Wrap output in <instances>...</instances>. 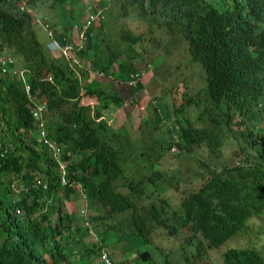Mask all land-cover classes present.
Wrapping results in <instances>:
<instances>
[{
    "label": "trees",
    "instance_id": "16d2710c",
    "mask_svg": "<svg viewBox=\"0 0 264 264\" xmlns=\"http://www.w3.org/2000/svg\"><path fill=\"white\" fill-rule=\"evenodd\" d=\"M51 1L65 11L64 22L57 19L62 33L55 37L62 44L69 41L77 47L73 36L67 35L68 30L73 23L80 28L83 5L90 4L92 12L97 9L91 0H86L87 4L81 0ZM43 2L0 0V53L6 48L14 49L26 61L30 68L29 83L46 95L44 120L49 123L57 120L50 134L78 160L73 166L78 170L75 177L106 216L117 213L115 219L130 229L131 235L126 240L134 248L128 249L118 264H125L131 254L135 262L144 264L149 258L150 244L140 242L148 240L149 230L157 226L167 225V234L179 241L177 246H170L173 256L183 243L185 226L178 218L182 215L190 224L188 239L201 254V264H208L209 255H215L225 236L258 216L264 205V0H110L105 7L98 5L103 11L101 18L98 16V28L89 27L83 48L73 52L79 57L89 55L94 46L104 43L109 54L101 68L106 71L111 66L110 75L121 82L137 72L133 60L143 70L149 63L154 76L145 83L148 86L156 78L157 69L166 65L167 41L177 37L174 33L182 37L189 58L201 63L203 69V86L181 102L203 103L196 116L199 123L194 128L189 126L181 104L165 105V117H172L170 132L176 134L179 149L189 151L188 146L204 144L206 140L213 145V149L208 148L209 163L220 166L219 169L209 166L208 172L202 164L187 177L170 168H157L155 159L149 169L143 170L152 151L156 153L164 146L155 136L153 122L140 123L143 130L132 139L134 132L126 121L115 129L105 121L113 101L119 102L133 90H125L119 96L105 94L66 72L71 69L63 57L46 54L33 27L36 13L31 8V12L24 11ZM20 4L24 10H19ZM114 32L118 35L117 47L113 46ZM160 56L163 61L157 63ZM45 74L52 75L51 83L40 81ZM8 76L0 73V152L7 149L0 156V264H48L47 258L52 259L57 253L56 245L48 238L60 234L61 222L58 219L59 225L54 230L43 231L36 208L48 199L59 202V197H55L59 189L52 190L55 184L47 166L52 163L49 152L45 145L36 143L19 85ZM134 88L140 89L141 83L138 81ZM81 97L90 98L94 102L92 107L79 104ZM205 104L211 106L207 117ZM92 117L100 118L94 122ZM120 140L139 150L133 171L124 172L125 159L113 158L115 153L122 154L128 149L124 144H113ZM211 151L217 154L214 160ZM135 159L136 156L129 160L133 163ZM197 159L198 154L196 162ZM44 175L48 187L42 189L41 183L34 188L37 176ZM7 176L23 183L15 200ZM158 183H166L169 191L184 183L190 188L195 186V191L177 203L181 215L175 214L168 199L157 198ZM142 192L148 199L147 216L140 213L137 200H133ZM16 209L24 214L16 215ZM107 229L117 244L120 237L116 230L112 226ZM196 236L202 240L198 242ZM221 255L223 264H262L253 250L227 248ZM184 264H195V260L188 259Z\"/></svg>",
    "mask_w": 264,
    "mask_h": 264
},
{
    "label": "clouds",
    "instance_id": "9594fccd",
    "mask_svg": "<svg viewBox=\"0 0 264 264\" xmlns=\"http://www.w3.org/2000/svg\"><path fill=\"white\" fill-rule=\"evenodd\" d=\"M81 1L85 2V0H81ZM107 2H110V0L95 1V3H97L98 5L100 4L107 5ZM87 3L88 1L85 2L84 4H87ZM83 6H84L83 15L85 13L86 7L89 8L88 10L89 14L86 17H82L79 19L81 22L79 29L77 25H74V23L71 25L72 26L71 29H69L71 30L70 35H72L73 38H76L79 42L83 40V34H86V30L89 27H94V29L98 28V24L95 25L94 22L96 20L98 21V16L101 18V15H100L101 9L96 8V6L93 5V7L97 10L96 12H92L90 4L86 6L83 5ZM18 8L19 10H24V8L22 7V4H20ZM24 11L31 12V9L28 8ZM95 14H97L96 17L92 18ZM34 22H35L34 26L35 27L38 26L39 29H41V33L44 34V36L46 37V40H44L43 44H40V45L44 47L47 55L54 57V58L63 57L67 65L72 64L73 62L77 60L76 59L77 55L73 53L74 46H72L69 41H66L63 44L60 43L58 39L55 37L56 34L53 31V28L48 23L47 19L43 17H39L38 19V17L35 15ZM76 32H78L77 36L74 35L76 34ZM174 35H177V38L181 39L186 49V43L184 42L182 37H180L176 33H174ZM76 45L78 46V44ZM5 51H12L13 53L18 54L21 58L20 64H18L11 56L5 54L4 53ZM69 52L73 53L74 55H70ZM132 62H133V65L135 66L136 62L134 60ZM197 63L199 64L201 71H203L201 63L199 62ZM29 70L30 68L28 67L26 61L23 60V57L16 50L6 48L0 53V73L1 74L8 73L9 74L8 77L14 79L15 82L19 85V91L23 98V105L25 106L27 114H28V118L33 125L32 128H33L35 141L39 146L45 145L47 147L46 150L49 152V157L52 160V163L47 165L50 168L51 177L53 178V182L55 184V188L52 190L56 191L59 189L55 195L56 199L57 197H59V202L50 201V199H48L42 206H39L38 208H36L38 219H41L43 231L49 232L51 230H54L56 226L59 225V223L57 225L56 221L60 219L59 222H61V226L58 228L60 231V234L57 235L55 238H48L50 241H52L56 245L57 253L54 252V257L52 259L47 258L45 255L44 256L47 258L48 264H55V260H56V264H118V261L112 262L110 260L109 258L110 253L108 249L104 248L105 246L107 247L110 244H115V242L110 238L108 229L97 233V243L96 244L91 243L88 246L83 241V235L86 234L87 232L86 227L89 225L87 221V217L85 216L84 208L81 207L80 210L77 209L76 211H72V212H66L62 210V206L64 205V200H67V202H71L74 200H79V198H84L86 200L92 201V205H96L97 202H95L93 198L85 192L81 181L75 177L78 173V170L74 169L73 166L78 160H72V159L65 158L64 157L65 149L63 148L61 144L57 142L58 139L52 136V134H50L54 131L52 128L57 120L53 121L52 123H49L46 120H44L43 115L46 112V108L48 106L46 95L41 92L40 88L38 87L35 88L32 83H29V80H28ZM65 71L70 73L71 75L70 71H67V70ZM140 75H141V72H138V71L134 72L132 77L129 78L131 84L135 86L136 83L139 81L142 87H147L145 84L143 85V83L141 82ZM40 81L51 83L52 75L45 74L42 76ZM202 86H203V75H202V80H201L200 85L196 86L195 84L194 85L190 84L188 86V90H182V94L185 96L181 99V102L185 98L190 97L192 93H194L196 90H199ZM168 90H170V87H167L166 90H155L153 93H151V97L152 99H154L162 95L165 91H168ZM135 91L137 92L139 90H133V92ZM126 97L127 95L123 97L121 100L125 99ZM138 99H141V98L139 97ZM120 101L119 102L114 101V103L118 104L120 103ZM181 102L179 104L183 106L182 111H183V114L186 115V119L190 123L189 126L192 128L196 127V125L199 123V121L196 120V116L198 112L200 111L203 103L189 102L187 104H182ZM130 103H132V101L128 102L127 104L129 105ZM205 105H206V117H207L210 114L211 106L207 104ZM149 118L155 119V117L153 116V113H151ZM171 118L172 117H169L168 119L170 120ZM154 124L156 125V131H158V129H160L158 128V124L157 123H154ZM176 138H177L176 134H172V140H171L172 143L169 148H166V144H164L162 150L156 153L155 151H152V156L150 157V160L148 164L146 165V167L144 168V170L149 169L152 159H155L154 163L156 165L162 164L161 158H166L168 155L173 156L178 161L183 160L182 156L189 157V158L194 157L196 161L197 154H198L197 163L204 164L206 166V169L208 170V167L210 165H208V163L206 162H203V160L200 158L201 154L197 151V148L202 147L203 149H205L206 155H208V152L211 149H213V145H209L208 141L205 140L203 141L204 144H201L202 143L201 142L200 145L198 144V145L188 146L189 151H185V150L179 149V147L176 145ZM106 141H107V138L103 141V144H105ZM113 144L120 145V146L124 144L127 148L130 147L128 143L122 140H120V143H115L113 141ZM9 147L11 146L9 145ZM130 148H132V150L136 153V156H137V152L139 150L133 147H130ZM6 151L7 149H3L0 152V156L3 157ZM211 153H212V157L214 160L217 154L215 151H211ZM122 159H125L124 172L129 171V170L133 171L138 161L137 157L133 163L127 162L126 160L128 158H122ZM215 165H216L215 169L220 168L219 165L217 164ZM130 173L131 172H129L128 175H130ZM37 177L38 179L36 180V184L34 188H38L41 185V183H42V187H41L42 189H45L46 187H48V179L45 175L42 177H39V176ZM7 178L9 180V186L11 190L13 191V200H15L17 197L16 196L17 192H19L20 189L23 188L22 187L23 183L17 182V180L13 177L7 176ZM33 180L34 178L32 179V181ZM166 187H167L166 183H162V184L158 183V190L160 194L158 195L157 198L164 197V195L167 193L165 192L164 189L168 191ZM64 189L66 190L65 194L63 193ZM141 197L146 198L143 192L140 194L139 198ZM139 198L133 197V200H137V204L138 203L145 204L146 207L142 211V215L147 216L146 210L149 209L148 201H145V202L138 201ZM58 205H59V209L57 211L56 208ZM89 207L90 206H87L85 208H89ZM174 212L178 216L181 215L182 213L181 210L177 207V204H176V209H174ZM15 214L22 216L24 212L20 209H16ZM257 214L258 216L253 217L254 219L258 221L256 226L251 228L250 226V219L252 218L251 217L246 221L244 227H242L241 229H236L231 233H228L223 239V241L219 244L222 245L228 239L236 237L238 235H242V234H244L245 236L256 237L258 241L254 243L251 241L243 240V241H240L237 245H226L225 244L224 248H221V249H217L219 247L218 246L215 250V254L217 255V260L211 263L208 262V264H223V257L221 253L227 248H231L232 250H237V251L253 250L258 253V255L261 258L262 264H264V205L260 207ZM62 215L64 216V218L68 220L67 222H64V223L62 222V218H61ZM48 216L51 217V219L55 221L53 223L54 225H52L51 222L47 223L48 220H46L47 222L44 224V220ZM178 218H179L180 223L185 226L183 227L184 234H183L182 246L179 249L175 250L173 256H171L170 250H164V248L160 247L159 245L153 244L149 242L148 240L144 241V243L140 242V244H150V249L148 251L149 258L144 262V264H181V263H185L188 259L195 260V264H201V254L199 253L196 246L188 239L190 235L189 233L190 224L188 223V221L185 220L184 215L179 216ZM93 219H98V218H93ZM66 225H68V229H65ZM166 226L165 227L157 226L153 229V231H156V232L161 231L165 235L169 236L167 234L168 228ZM196 240L199 242L202 239L199 236H196ZM135 244L137 245L136 242ZM136 263H139V262H136Z\"/></svg>",
    "mask_w": 264,
    "mask_h": 264
},
{
    "label": "rangeland",
    "instance_id": "374dc122",
    "mask_svg": "<svg viewBox=\"0 0 264 264\" xmlns=\"http://www.w3.org/2000/svg\"><path fill=\"white\" fill-rule=\"evenodd\" d=\"M44 1L41 6H32L29 7L33 10V12L36 13V16L43 17L48 20V23L53 28V31L55 34L62 33L60 26H58V20H63V12L64 10L59 9V5L52 4L51 0H42ZM86 1V0H85ZM97 0H92L93 5L98 8V4L95 3ZM40 4V1H38ZM100 6L105 7L106 5L100 4ZM64 7V6H63ZM65 9V7H64ZM89 8H85V13L83 15V12H81L82 17H86L89 12ZM103 11H101V14ZM83 15V16H82ZM97 14H95L92 18H95ZM113 22V20H112ZM95 25L98 24V21L96 20ZM52 24V25H51ZM55 25V27L53 26ZM34 30L36 33V38L40 42V44H43L44 40H46V37L41 33V29H39L38 26H34ZM71 30H68L67 35H70ZM117 40L118 35L114 32L113 34V42L114 47H117ZM138 46V44H137ZM166 47L168 49V57L165 58V55L162 54L161 56L164 57V61L166 59L165 64L162 65L160 68L157 69V76L156 78L149 83L147 87H142L134 93L133 95L123 99L120 101V103L113 105H110V108L107 112L109 113V116L105 121H110L108 124L113 128H118L119 126H122V123L126 121L127 126L134 132L131 133V138H137L139 137L140 133L139 131L143 130V127H139L140 123H143L144 121L148 120L150 122L157 123L160 129H158L157 132H155V136L158 137V140L162 142L163 144H167L172 140V134L170 132L171 123L168 118H166V110L165 107L169 105H173L174 107L178 105L181 102V99L185 96L182 94V90H188V86L190 84L192 85H200L202 80L203 71H201L199 64L197 62L191 61L189 59V55L185 49V45L181 41V39L174 37L167 41ZM5 54L11 56L18 64L21 62V58L18 54L13 53L12 51H5ZM70 55H74L73 53L69 52ZM91 54V53H90ZM89 54V55H90ZM108 50L105 49V47H102L100 51L96 53V63L99 65L105 64L108 60ZM157 58V63H160V61H163V57ZM82 66H85L83 61L81 63ZM135 67L138 72H141L140 78L143 85L151 78L153 77V70L152 65L147 64L146 70L144 71L139 63L135 64ZM75 73V68L72 66L70 68ZM101 80L98 79L96 76H93L91 78H88V83L90 87H94L96 89H102L101 91L105 94H108V89L110 88L109 83H105V80H110L113 82V87L118 88L119 83L113 81L111 77H102ZM100 81V82H98ZM186 84V86H185ZM165 87H170V90L165 91L162 95L152 99L151 93H153L155 90H163ZM117 91V90H115ZM143 96L141 99H138L139 97ZM135 99H138L137 103L134 102L127 104L128 102H131ZM84 104L92 107V104L94 102L87 97H81L79 100V104ZM166 105V106H165ZM91 114V111L89 112ZM151 113H153V118H149ZM106 112H104V118L106 117ZM100 117H92L91 120H98ZM136 132V133H135ZM85 133H90L86 131ZM109 134V133H108ZM197 151L201 154L200 158L203 160V162L208 163L211 168H216V165L214 162L209 163L210 157L206 155L205 149L202 147L197 148ZM121 156H125L129 159H133L136 156V153L132 150V148H128L126 151L122 152ZM137 159H138V152H137ZM183 157V160L178 161L173 156L168 155L166 158H161L162 164H158L157 168H170L174 171H178L182 177H187L190 175L191 171H194V169H198V167L202 164L197 163L195 161L194 157ZM127 159V162H131V160ZM238 159V157H236ZM146 166H144L145 168ZM144 170V169H143ZM208 174H206L205 178ZM96 180V179H95ZM115 182V181H114ZM198 184V183H197ZM196 184V185H197ZM184 189H188L185 193H182ZM169 191V190H168ZM195 191V186H190L186 183L179 184L175 190H170L164 195V198L168 199L170 201L172 209H176V204L182 200V198L187 195L191 194V192ZM94 200V199H93ZM148 199L145 197H141L138 199V201L145 202ZM92 201L86 200L84 198H79V200H74L71 202H67V200H64V205L62 206V210L66 212H72L76 211L77 209L80 210L81 207L85 210V216L87 217L88 226L87 232L85 235H83V241L89 246L91 243H97V233L107 229L109 226H112L116 232L117 235L120 237V241L117 244H110L107 247L104 248L108 249L110 255L109 258L112 262L116 261H123L124 257L127 255L128 249L134 248L129 242L126 240L127 235H131L130 229L123 225L121 222L118 221V219H115V215L117 213L112 214L110 217L106 216L103 209L100 207V205H92ZM140 206V213L142 214V211L145 209V204L138 203ZM87 206H90L89 208H85ZM62 222H67L68 220L64 218V216H61ZM98 218V219H93ZM118 218V217H117ZM48 220V222L46 221ZM51 222L52 225L55 222L51 217H46L44 220L45 223ZM58 222V221H56ZM258 221L254 219L253 217L250 219V226L253 228L256 226ZM247 240L251 242H257L258 239L253 236H245L244 234L238 235L236 237L230 238L227 241H225L222 245H220L217 249L224 248L226 245H237L240 241ZM148 241L159 245L160 247L164 248V250H170V246H177L179 244V241L176 239H173L167 235H165L163 232L159 231H153L149 230L148 234ZM121 242L124 244V246H118L121 244ZM134 256L131 254L127 257L125 260V264H139L136 263L135 260H133ZM217 260V255L214 256L209 255L208 262H215ZM184 264V263H181Z\"/></svg>",
    "mask_w": 264,
    "mask_h": 264
},
{
    "label": "crops",
    "instance_id": "0c3cea01",
    "mask_svg": "<svg viewBox=\"0 0 264 264\" xmlns=\"http://www.w3.org/2000/svg\"><path fill=\"white\" fill-rule=\"evenodd\" d=\"M84 39H85V34H83V40L81 42H79L76 38H74V40L77 41L78 46L73 48V52H74V50L79 51V50H81L83 48ZM102 47H104V43L100 42L97 46H94L92 48V50H91L92 54L83 55V56H80V57L77 55V58H76L77 60L75 62H73L72 64L68 65L69 68H71L72 66L75 68V73L72 70L70 71L71 75L75 76L80 83H83V82L88 83V78H91L93 76H96L98 79L101 78V80L103 79L102 77H105V78L111 77L113 79V81L119 83V87L118 88H114L113 87V82H111L110 80H108V81L105 80V83H109L110 84V88L108 89V93L117 94L118 96L121 95V94L126 93L125 90H139V89L134 88V85L131 84L130 79L125 80L124 82H121L120 80L116 81L110 75V72L112 71L111 66H110V68L108 70L104 71L101 68V66L104 65V64L99 65V64L96 63V53L98 51H100V49ZM82 61H83L85 66L81 65ZM106 72H108V73H106ZM85 75H86V77H85ZM98 82H100V81H98ZM141 88H142V86H141ZM78 90H82L81 87H79ZM115 90H120V91L117 92ZM134 93H136V91L135 92L128 91L127 97L133 95ZM142 97L143 96H141L140 98H142ZM136 101H137V99L133 100L132 102L136 103ZM96 153L99 154V155L102 154V152H96ZM64 157L68 158V159H72V160H77L76 158H74V156L71 154V152H69L67 150L64 151ZM113 158L122 159V158H127V157L121 156L120 154H114Z\"/></svg>",
    "mask_w": 264,
    "mask_h": 264
}]
</instances>
